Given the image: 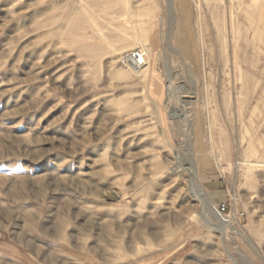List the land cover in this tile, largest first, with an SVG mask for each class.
Masks as SVG:
<instances>
[{
	"label": "rangeland",
	"instance_id": "rangeland-1",
	"mask_svg": "<svg viewBox=\"0 0 264 264\" xmlns=\"http://www.w3.org/2000/svg\"><path fill=\"white\" fill-rule=\"evenodd\" d=\"M0 264H264V0H0Z\"/></svg>",
	"mask_w": 264,
	"mask_h": 264
},
{
	"label": "bare ground",
	"instance_id": "bare-ground-1",
	"mask_svg": "<svg viewBox=\"0 0 264 264\" xmlns=\"http://www.w3.org/2000/svg\"><path fill=\"white\" fill-rule=\"evenodd\" d=\"M194 163L195 162H193L192 151L189 150V157H186L185 164L187 165V169L190 171V173L192 175V186H193V189L196 192V195H197L198 199L200 198L201 201L204 204L203 208H204V213H205V212H207V210H214V206L209 201L206 192L204 191L203 187H201L202 185L198 181L197 171H196V167H195ZM205 217H206L208 223L211 224V227L218 228L221 231V233L224 232V226L222 224L219 223L218 225H215V224L213 225V223L211 222V219L209 218V215L207 213H205ZM218 218L220 219L222 217L221 216H218ZM220 222L222 223V220Z\"/></svg>",
	"mask_w": 264,
	"mask_h": 264
},
{
	"label": "built area",
	"instance_id": "built-area-1",
	"mask_svg": "<svg viewBox=\"0 0 264 264\" xmlns=\"http://www.w3.org/2000/svg\"><path fill=\"white\" fill-rule=\"evenodd\" d=\"M227 210H228V205H227V202H223V203H220L219 206L217 207V211L220 213V214H223L225 216V214L227 213Z\"/></svg>",
	"mask_w": 264,
	"mask_h": 264
}]
</instances>
